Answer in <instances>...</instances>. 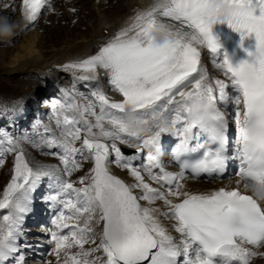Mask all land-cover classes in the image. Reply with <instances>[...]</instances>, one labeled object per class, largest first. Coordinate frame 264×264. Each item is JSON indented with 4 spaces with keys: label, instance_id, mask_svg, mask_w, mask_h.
Segmentation results:
<instances>
[{
    "label": "snow or ice",
    "instance_id": "1",
    "mask_svg": "<svg viewBox=\"0 0 264 264\" xmlns=\"http://www.w3.org/2000/svg\"><path fill=\"white\" fill-rule=\"evenodd\" d=\"M20 8L27 25H34L42 10L52 11L51 0H20ZM217 23L239 33L242 45L249 36L254 44L244 48L246 58L235 64L223 54L217 67L226 80L217 79L213 86L201 71V49L218 58L221 46L211 31ZM64 67L75 80L93 86L99 112L92 101L62 105L56 118L60 137L45 139L43 146L59 150L52 154L64 176L80 170L78 156L92 167L76 187L55 175V169H34L19 144L6 139L3 150L14 152L15 160L0 193V211L7 210L0 216V264H26L21 252L24 219L44 178L54 180L57 189L49 202L63 206L52 221L56 230L50 255L56 264H251L264 256V0L153 3L97 52ZM102 77L122 99H109L99 86ZM229 89L240 109L233 117L236 187L191 194L184 190L186 173L198 178L226 172L230 125L218 104L229 99ZM164 134L176 137L170 150L179 166L176 173L166 171L161 160ZM118 145L137 153L148 149L147 162L136 167ZM195 153L200 155L193 161ZM110 164L126 169L135 182L112 174ZM145 175L160 187L146 182ZM140 201H162L167 211ZM159 216L174 221L179 241ZM95 225L102 226L98 240Z\"/></svg>",
    "mask_w": 264,
    "mask_h": 264
},
{
    "label": "bare ground",
    "instance_id": "2",
    "mask_svg": "<svg viewBox=\"0 0 264 264\" xmlns=\"http://www.w3.org/2000/svg\"><path fill=\"white\" fill-rule=\"evenodd\" d=\"M103 2H107V0H56L54 3L51 2V5L53 4V10L50 13L41 14L39 20L35 23L36 25H27L22 19L20 0H0V19L12 25L14 29L13 35L7 40L2 39V43L10 44L17 42L19 39L21 40L20 43L16 45V50L13 52L14 54L9 62L6 63V67H0V131H3V134L0 132V160H4L6 151H4L3 148L7 147L6 139L9 138L8 135L10 133L14 134L12 139L23 149L25 157L29 155L27 160L33 163L32 167L34 169L37 166L43 169L58 170V172L62 174L63 179L70 180L76 187H80L78 181L80 177L86 176V174H83L84 172L87 173V171L89 172L91 169L92 164L90 166V161L88 168L80 169L82 172L78 175H75L76 172H74L70 177L64 176L62 172L63 165L60 163L58 157L52 154L59 150H49L43 146V141L45 139L51 136L60 137L61 129L57 127L55 122V113L49 115V117H44L40 121V127L42 129L39 133H35L32 141H28L27 144L23 143L22 140L23 138L28 139V135L32 133L33 129L29 130L30 132L28 133L20 132L15 130V128L16 125L22 126V124L26 123L30 118L32 107L35 105L38 98H42L48 104L47 112L49 113H51V111L55 112L54 104L59 107L57 109V114H60L63 104L65 106L75 104L86 105L89 101L95 104L94 110L97 113L99 112V104L91 96L93 86L75 80L74 73L70 70H65L64 66L79 62L97 52L100 46L114 37L121 29L129 26L138 12L147 10L154 3V0H123L121 2L108 0L110 3L109 8H107V6L104 7V5H102ZM84 8H87L88 12L92 11V14H81L80 11L84 10ZM75 14L84 15L82 18L83 25L87 22L89 23H87L89 26L86 31L76 32L74 35H70L69 33L71 30L60 29L59 33L61 32L63 36L58 40H54L55 38L53 39L52 35H49L47 38L48 40H46L45 36L40 33L39 29L45 32V28L48 26L45 24L46 20H50L53 24H55L56 20H68L66 26H64L69 27L70 21H75L76 17H78V15ZM95 14L97 15L95 16ZM201 53V71L206 76L207 82L214 86L217 79L226 80L222 71L217 67L219 59L223 58L224 48L220 47V49H218V58L214 57L213 54L209 53L206 49H201ZM43 86H45V88ZM99 86L104 90L110 100L119 101L122 99L118 93L111 90L103 77L99 82ZM234 97L235 94H233V97L228 102L231 103L230 105H235ZM28 109L30 111H28ZM4 112H8V117L5 116ZM69 113L71 112H67V114ZM45 118H48L49 121H44ZM87 118L94 122V118ZM106 127L110 126L106 124ZM174 137L175 135L173 134H164L161 141L164 139L169 142ZM44 150L49 151L44 153ZM147 153L148 150L146 149L142 153L132 152L130 154H125V156L139 159L140 165L143 166L147 162ZM43 154H45L48 161L51 159L55 161H40L36 163ZM78 161L82 164V161ZM1 166L2 164H0V168ZM109 169L122 176L128 184L135 182L126 169L118 168L115 164H110ZM145 180L153 187H160L148 180L146 175ZM236 180V176H231L227 179L214 180L215 183H213L186 175V179L183 183L185 191L191 194H201L210 191V188H208L209 185L213 186L217 185V183L234 185L236 184ZM134 191L136 194L140 192L139 189H134ZM0 193H2V190ZM51 193L48 197L52 195ZM171 199H173V201L176 200L175 198ZM45 202L46 199L43 198H37L36 200L31 199L30 211L26 214L27 217L25 218L27 225L33 222V215L36 214V212L38 214ZM57 203L58 202H51L52 209H54ZM140 203L144 207L158 208L161 212L167 211L162 201H156L152 205H148L146 201H140ZM62 207L61 204L60 210ZM1 212L2 211H0V213ZM37 218L40 217L38 216ZM159 219L163 226L168 229L169 233L179 241L180 236L172 227L174 221L163 216H159ZM94 227L98 240L101 232V225H95ZM34 243L35 240L29 237L26 243L23 244V247H21V251L29 248ZM44 244L45 242L43 241V245ZM24 245L27 246L25 247ZM91 246L92 245H85L86 248ZM71 251L75 252L76 249L74 248ZM96 255H100V253Z\"/></svg>",
    "mask_w": 264,
    "mask_h": 264
},
{
    "label": "rangeland",
    "instance_id": "3",
    "mask_svg": "<svg viewBox=\"0 0 264 264\" xmlns=\"http://www.w3.org/2000/svg\"><path fill=\"white\" fill-rule=\"evenodd\" d=\"M116 1L121 2L123 0H116ZM54 2H55V0H54ZM91 5H92V2H91ZM102 5H104V7L107 6V8H109L110 3L107 0V2H103ZM47 12L50 13L51 11H44V14H46ZM71 13H72V11H71ZM80 13L86 15L88 13L92 14V11L88 12V9L84 8V10H81ZM95 13H96V11H95ZM75 15H78V17H76L75 21H72V22L70 21L69 27H65L66 26V22H68V20H66V21L65 20H63V21L56 20L55 24H53L50 20H46L45 24L48 25V26H47V28H45V32L41 31L40 29H39V31H40L41 34H43L45 36L46 40H48L47 38H48L49 35H52L53 39L55 38L54 40H58L59 38H61L63 36V34L61 32L59 33L60 29H62V30H67V29L71 30L70 33H69L70 35H74L76 32H84V31H86L88 29V26H89L88 24L89 23L87 22L88 24L86 23V24L83 25L82 18H83L84 15H80V14H75ZM96 15L97 14H95V16ZM61 16H58V17H61ZM93 18H94V16H93ZM86 21H88V20H86ZM34 25H36V24H34ZM20 41L21 40L19 39L15 43L5 44V43H2V39H0V67H6V63L9 62L10 58H12V56L14 54L13 52H15V50H16L15 47H16V45L18 43H20ZM43 87L45 88V86H43ZM47 105L48 104L42 98H38L36 103H35V105L32 107L30 118L26 121V123L22 124V126H20V125L17 126L16 125L15 130H18L20 132H28L29 133L30 132L29 130L33 129L32 133H29L28 139L23 138V140H22L23 143L27 144L28 141H32V138H34L35 133H39V131L42 129L40 127V121L44 117H49V115H53V113H55L56 114V118H57V115H58L57 114V109L59 107L54 104L55 105V107H54L55 108V112L51 111V113H49V112H47V110H48L47 109V107H48ZM28 111H30V110L28 109ZM69 115H71V113H69ZM44 121L48 122L49 119L45 118ZM55 122H56V120H55ZM0 132H1V134H3V131H0ZM13 135L14 134L10 133L8 135V137L12 138ZM81 142L82 141H78L76 146L80 147ZM118 146L121 148V145H118ZM44 151H45L44 153H46L49 150H44ZM13 155H14V152H7V151H6L5 155H4L3 164H2V166L0 168V170H1V172H0V191L6 186L7 182L10 179L9 177L11 176V170H12V165L11 164H12V160H13ZM26 157L28 159L29 155H26ZM39 158L40 159H38L36 161V163L40 162V161H48L46 156H45V154H43ZM77 159L82 161V163H83V165H82V167L80 169L86 168L88 166L89 162L87 160H84L80 156H78ZM54 161L55 160L51 159L48 162H54ZM90 166H91V162H90ZM35 168H38V167L36 166ZM80 172H81V170L76 171L75 175H78ZM88 173L89 172L87 171V173L84 172L83 174L87 175ZM55 174L57 176L59 175L58 174V170L55 172ZM43 181H45V184H44V188L45 189H46V185H49V188H50V186H53L51 190L56 189V187L54 186L55 185V181L54 182L50 181V180L46 181V178H44ZM51 183H53V184H51ZM51 190L48 189V192L50 193ZM54 191L56 192L57 189L54 190Z\"/></svg>",
    "mask_w": 264,
    "mask_h": 264
},
{
    "label": "clouds",
    "instance_id": "4",
    "mask_svg": "<svg viewBox=\"0 0 264 264\" xmlns=\"http://www.w3.org/2000/svg\"><path fill=\"white\" fill-rule=\"evenodd\" d=\"M154 3L160 7H163L165 0H154ZM13 26L8 24L6 21L0 19V39L7 40L13 35ZM157 39H160L157 37Z\"/></svg>",
    "mask_w": 264,
    "mask_h": 264
},
{
    "label": "water",
    "instance_id": "5",
    "mask_svg": "<svg viewBox=\"0 0 264 264\" xmlns=\"http://www.w3.org/2000/svg\"><path fill=\"white\" fill-rule=\"evenodd\" d=\"M112 173V172H111ZM112 174H114V173H112ZM114 175H116V174H114ZM118 178H120L118 175H116ZM121 180H122V178H120Z\"/></svg>",
    "mask_w": 264,
    "mask_h": 264
}]
</instances>
